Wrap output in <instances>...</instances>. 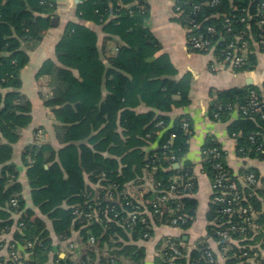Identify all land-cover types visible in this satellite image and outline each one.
I'll return each instance as SVG.
<instances>
[{"label": "trees", "instance_id": "16d2710c", "mask_svg": "<svg viewBox=\"0 0 264 264\" xmlns=\"http://www.w3.org/2000/svg\"><path fill=\"white\" fill-rule=\"evenodd\" d=\"M189 1L193 5L212 0ZM263 3L264 0H217L214 6H202L191 15L196 28L188 35L200 33L215 43L212 53L215 62L221 63L230 43L237 38L257 39L260 34L264 35V24L259 25L258 16ZM55 11V0H0V239L2 232L14 223L18 233L10 245L12 250L21 249L30 254L28 264H41L53 245L51 233L62 240H69L78 233L81 246H87L88 256L94 255L103 242L115 235L127 242L123 246L115 244L122 246L117 253L128 257L130 264H145L142 249L129 244V237L145 240L144 235H148L150 238L155 226L159 223L170 226V221L178 216L185 222L177 221L175 226L187 230L198 206L193 198L198 188L194 171L199 168L212 184L216 177L213 166L220 163L237 186L240 202L236 209L246 208L254 213L252 225L256 229L248 227L244 234L232 232V238L247 240L238 247L225 243L230 250L223 255L224 262L217 264H239L245 259L244 252L264 251V210L260 201L264 199V185L254 192V186L243 182L249 174L259 178L260 173L243 169L234 174L221 144L213 137L204 141L200 152L205 151V154L200 153L198 163L186 160L194 133L192 124L187 117L172 121L168 115L189 106L192 77L190 74L178 77L176 67L162 53L160 43L146 26L149 17L146 0H78L76 19L66 24L54 47L55 60L47 59L37 71V80H48L51 95L44 106L54 117V134L61 148L57 151L50 145H31L21 154L22 162L28 167L26 178L31 190L32 208L27 207L21 196L19 171L12 161L13 146L19 141L21 130L32 120L31 103L20 93V74L29 61L27 52L35 50L51 28L50 19ZM210 27L213 32L207 30ZM103 35L115 37L121 43L109 57V66L104 64L98 50ZM263 48L259 52H263ZM210 63V67L214 65L213 61ZM256 67V54H250L233 72L242 74ZM262 87L264 89V83ZM257 90L258 87L250 85L214 91L209 118L222 122L230 119L232 111L227 108L245 105L249 93ZM186 123L188 131L183 127ZM256 132L264 135V107L262 114L240 115L229 125L228 133L234 136L239 157L264 160V154L256 150L258 146L264 149V142L249 139ZM151 145L156 148L146 154L144 150ZM214 149L220 153L221 160L212 158L210 151ZM28 159L31 162L28 163ZM145 173L152 179L151 186ZM174 178L178 179L176 183ZM262 180L264 182V177ZM130 183L145 184L146 202L135 200L125 191L124 186ZM97 184L111 185L112 196L117 200L106 201L104 192L96 193ZM172 185L177 198L162 204L156 201ZM211 199L210 196L207 234L196 243V249L185 250L183 264H206V257L201 253L210 249L209 241H218L211 223L231 219L233 225L242 226V218L234 213L228 219L220 213L224 206L212 203ZM150 201L152 203L148 204ZM137 205H144L152 219L138 216L135 224L128 228V215ZM15 215L19 216L17 222L12 219ZM143 217L145 220H141ZM46 221L50 222L51 231L46 228ZM91 237L94 238L92 244L89 243ZM181 242L186 243L170 239L165 247L168 243L179 245ZM2 246L0 241V248ZM222 246L218 244L217 249ZM250 246L253 249L249 251ZM164 249L161 253L167 250ZM212 254L217 260V255L213 251ZM159 261L160 255L155 263ZM81 262L86 264L85 260ZM111 263L116 264L114 260ZM55 264L75 263L67 257L57 259ZM259 264H264V258Z\"/></svg>", "mask_w": 264, "mask_h": 264}, {"label": "crops", "instance_id": "0c3cea01", "mask_svg": "<svg viewBox=\"0 0 264 264\" xmlns=\"http://www.w3.org/2000/svg\"><path fill=\"white\" fill-rule=\"evenodd\" d=\"M56 11L51 17V28L45 34L42 42L33 51H28V64L20 74L22 86L20 93L25 96L31 103L32 120L30 125L21 130L19 141L13 146V163L16 165L19 176L18 181L22 185L21 196L25 200L28 208H32L30 193L26 173L28 167L22 162L21 154L26 147L36 145H50L55 150H59L61 145L56 140L54 128L56 122L50 110L44 106V102L51 95L46 78L36 79V73L47 59L55 60L54 47L62 37L66 24L76 19L75 6L78 0H55ZM149 6V17L146 26L155 36L161 45L162 53L166 54L171 63L178 71V77L190 74L192 85L190 90V104L185 108H179L169 113L170 120H176L179 117H187L193 127V136L189 142V151L186 154V160L193 163L200 161V149L207 137H213L221 144L225 153V160L234 174H239L243 169H255L264 177V160L239 157L236 151L235 139L229 135L228 128L231 123L239 118L236 112H231L230 119L226 121H213L208 116V110L214 99V91H223L231 88H242L248 85L261 87L264 83V50L256 54L257 67L254 71L235 73L225 69L221 64H214L210 67V62L214 59L213 53L201 54L193 52L187 45L185 28L176 20L173 15L172 2L170 0H146ZM93 27V26H92ZM97 33H101L99 28L93 27ZM121 45L120 41L112 36H101L98 43L100 57L106 66H109V57L115 54L117 47ZM264 49V48H263ZM250 83V84H249ZM156 145L147 147L146 154L154 150ZM31 160L28 159V163ZM197 179L198 188L193 195L197 200L198 206L193 223L187 230L179 227L158 224L153 228L152 235L149 239L130 238V243L142 249L145 256V264H153L165 247V242L170 239H181L189 245L200 242L207 234V213L210 209V180L196 168L194 171ZM148 178V186L152 181L151 177L145 173ZM146 180V178H144ZM91 184V183H90ZM144 185V186H143ZM141 186L130 183L124 186L135 200H147L145 184ZM97 186V185H96ZM96 186L94 189L96 190ZM147 186V188H148ZM91 187V186H90ZM93 187V185H92ZM97 193V192H96ZM37 215L38 211L34 209ZM19 216L15 215L14 221H18ZM46 228L51 231L50 222L46 221ZM17 232L14 223L11 227L2 232L0 241L3 243L0 248V264H8L7 255L9 247ZM52 248L47 252L45 260L41 264H55L57 259L70 258L75 264H130V259L125 257L121 252L123 245L127 242L115 235L103 242L100 250H96L94 255H89L86 247L81 246V239L78 233L72 235L69 240H62L51 233ZM186 238L187 240H183ZM122 243V246L115 244ZM209 244L213 246L212 241ZM216 247V246H215ZM130 256V255H129ZM26 259L31 260V255L26 253ZM37 257L36 256H33ZM32 257V258H33ZM223 264V263H221Z\"/></svg>", "mask_w": 264, "mask_h": 264}, {"label": "built area", "instance_id": "2783aa9c", "mask_svg": "<svg viewBox=\"0 0 264 264\" xmlns=\"http://www.w3.org/2000/svg\"><path fill=\"white\" fill-rule=\"evenodd\" d=\"M172 2V10L173 15L175 18L181 21L182 26L185 28L187 32V44L193 52L197 53H212L215 49V43H211L206 38H203L202 34L198 33L197 35H188L191 29L196 28L195 21L191 18L192 14H195L197 11L200 10L202 6H214L217 4V0H212L211 2H206L203 4H191L189 0H170ZM188 6L187 9H185L184 6ZM259 16V25L264 24V3L261 5V11L258 14ZM241 21H244V18H242ZM260 25V26H261ZM198 27V26H197ZM209 32H213V29L210 27L207 29ZM264 47V35L260 34L257 39L250 36L248 40H239L237 38V41L231 42L229 45V50L225 52L224 59L221 63H216L215 57L213 58L214 64H221L225 69H228L229 71H234L236 68L240 67L247 59L250 54H257L259 53V50ZM264 107V89L263 87H258L257 91H251L249 93L248 102L245 105L242 106H235L234 108L229 106L227 108L228 111L236 112L239 116L243 115L245 117H249L252 115H259L262 114V108ZM215 118H218V115H214ZM184 129L188 131V124L183 125ZM258 138L264 142V135L259 133H252L249 137L251 142H254L255 139ZM262 146L257 147V151H261L264 154V149H262ZM212 154V158L221 160L220 153L214 149L210 151ZM201 154H205V151ZM173 160V158H172ZM177 165V164H175ZM214 171L216 172L215 180L212 184H210V190H211V202L223 205V209L220 211V213L224 216H226L228 219L232 218V215L235 213L237 214L240 219L242 218V226L241 225H233L231 219L226 220L224 222H218V223H211V225L216 229L215 235L218 238V241L212 242L213 246L210 245V249H206L204 253H201L206 258H204V262L206 264H217L219 261H223V255H225L226 252L230 250L229 246L233 244L234 246L238 247L239 244L245 239H234L231 237V233L239 232L240 234H244L248 227H250L252 230H255L256 227L253 226V220L255 219V215L252 212H248L246 208H237L238 203L240 202V196L237 191V186L234 182L231 181L229 175L227 172H225L222 169V166L220 163H217L213 166ZM104 176L102 175V178ZM263 176L256 178L253 174H249L246 178L243 179V182L245 185H252L254 186L253 191L255 192L258 189H262L264 182H263ZM178 179L174 178L173 182L176 183ZM151 186V184H149ZM190 186V185H187ZM111 185H101L97 184L96 188L98 189L97 193L101 194L104 192V198L106 201L114 203V199L112 196V190L113 188ZM174 186L172 185L170 187V190L168 192H164L161 196H159L156 201H158L160 204L165 203L170 198H177L175 196V193L173 195ZM113 201V202H112ZM262 207L264 208V199H260ZM152 203L151 201L148 203ZM12 204L15 205L16 202L12 201ZM156 205V204H155ZM114 207L112 206L113 210ZM141 210V211H140ZM164 213V211H162ZM173 213V212H172ZM170 213V215L172 214ZM146 215L148 218H151L150 212L144 207V205H137L136 209L128 215L129 220L127 221L126 227L131 228L136 220H138V216ZM90 216V215H89ZM116 217V215H115ZM169 217V215H168ZM141 220H145L143 217ZM177 221L185 222V219L182 216H178L176 219H172L170 222V226L176 227ZM100 223H103L102 220L99 219ZM145 240L149 239L148 235H144ZM250 239V238H249ZM94 238L91 237L89 239V243H93ZM184 242V241H183ZM227 245H224V244ZM218 244H223L220 250L217 249ZM216 246V247H215ZM11 247V246H10ZM9 247V248H10ZM167 248V252L165 249ZM197 248L196 242L194 244H186V243H179V245L175 243H168V245L164 249V253L160 254V261L153 264H183L181 262L182 258L185 255V250ZM245 249V248H244ZM253 248L250 246L248 247V250H252ZM198 251V250H197ZM212 251L217 255L218 259L216 260L214 258V255L212 254ZM26 253H24L21 249L16 250H9L7 259L8 262H11L12 264H28L26 259ZM243 257L245 258L242 262L239 264H259V260L264 258V251L259 252H253V253H243Z\"/></svg>", "mask_w": 264, "mask_h": 264}, {"label": "water", "instance_id": "95a60500", "mask_svg": "<svg viewBox=\"0 0 264 264\" xmlns=\"http://www.w3.org/2000/svg\"><path fill=\"white\" fill-rule=\"evenodd\" d=\"M250 84V83H249ZM248 86H250V85H248ZM176 167H177V165H176ZM183 240H187L186 238H184Z\"/></svg>", "mask_w": 264, "mask_h": 264}, {"label": "rangeland", "instance_id": "374dc122", "mask_svg": "<svg viewBox=\"0 0 264 264\" xmlns=\"http://www.w3.org/2000/svg\"><path fill=\"white\" fill-rule=\"evenodd\" d=\"M263 210H264V208H263ZM263 259V258H262Z\"/></svg>", "mask_w": 264, "mask_h": 264}]
</instances>
